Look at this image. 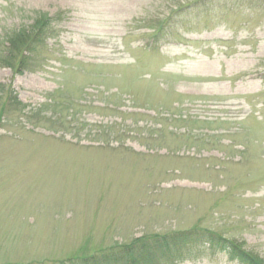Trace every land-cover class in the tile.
I'll use <instances>...</instances> for the list:
<instances>
[{"label": "rangeland", "instance_id": "374dc122", "mask_svg": "<svg viewBox=\"0 0 264 264\" xmlns=\"http://www.w3.org/2000/svg\"><path fill=\"white\" fill-rule=\"evenodd\" d=\"M206 232L264 264V0H0V264ZM219 248L139 264H239Z\"/></svg>", "mask_w": 264, "mask_h": 264}, {"label": "trees", "instance_id": "16d2710c", "mask_svg": "<svg viewBox=\"0 0 264 264\" xmlns=\"http://www.w3.org/2000/svg\"><path fill=\"white\" fill-rule=\"evenodd\" d=\"M61 15H63L62 12L54 16L43 14L37 17L31 25L16 30L4 48L7 53L5 56L7 59L4 61L5 67L16 71L17 74L29 71L30 63L35 55L39 50L45 49L50 38L57 33L56 23L62 22ZM203 234H177L172 240L163 238L161 243L157 242L154 246H150L151 242L147 245L137 241L134 245L122 248L120 252L94 255L88 258H73L57 264H139L149 260L154 251L169 253L201 245H209V247L218 245L219 249L226 252L232 261L239 264H258L256 259L232 246L228 241L218 239L216 243V235L207 232Z\"/></svg>", "mask_w": 264, "mask_h": 264}]
</instances>
